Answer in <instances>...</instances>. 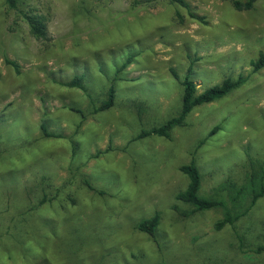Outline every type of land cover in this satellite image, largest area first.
I'll use <instances>...</instances> for the list:
<instances>
[{
    "label": "rangeland",
    "instance_id": "1",
    "mask_svg": "<svg viewBox=\"0 0 264 264\" xmlns=\"http://www.w3.org/2000/svg\"><path fill=\"white\" fill-rule=\"evenodd\" d=\"M188 4L0 0V264H264V197L220 230L222 209L193 213L176 198L189 182L180 168L195 163L201 196L234 214L251 205L264 167V69L251 65L264 0ZM78 76L86 91L68 86ZM240 77L170 137H140L180 114L186 78L201 94ZM113 86L114 106L98 111ZM230 184L244 190L236 205L221 191ZM156 213V235L140 232Z\"/></svg>",
    "mask_w": 264,
    "mask_h": 264
},
{
    "label": "trees",
    "instance_id": "2",
    "mask_svg": "<svg viewBox=\"0 0 264 264\" xmlns=\"http://www.w3.org/2000/svg\"><path fill=\"white\" fill-rule=\"evenodd\" d=\"M20 0H5L6 5L11 10H17ZM171 3L178 4L182 7L188 8V0H169ZM234 7L239 11H249L255 7V4L258 0H230ZM190 17L197 20H202L203 18L197 17L195 14H190ZM25 19L30 27L31 34L37 39L47 38V32L42 25V19L38 16H30L28 14L25 15ZM182 21L183 18H181ZM132 58H128L123 65L117 70L118 74L124 71L130 64H132ZM8 64L15 67L18 71V66L10 61H7ZM254 72H260L264 69V50L260 53V56L257 60L251 62ZM178 78V76L175 74ZM246 83V79L240 77L236 80L227 79L223 81L221 84L211 87L205 90L203 93L198 94L196 84L186 78L182 81V86L184 88L183 92V102L182 109L180 114L177 117H174L164 124L154 127L148 131H143L140 135L143 137H170L172 131L181 127L185 124L187 117L190 113L199 106L205 104L214 103L228 95H230L233 91L239 89ZM70 87L78 88L83 91H86V86L84 84V77L78 76L72 82L68 84ZM116 97V90L113 87L109 89L107 99L101 104L98 111H105L114 106ZM42 130L46 137L55 136L47 131L45 126H42ZM260 172L257 174H253L255 179H258L257 182H254V187L252 189V201L251 205L248 209L241 213L234 214L232 208L228 207L227 201L218 197H203L201 196V187H202V176L199 168L195 163H191L188 165H183L180 168V171L187 177L188 185L185 190L181 191L177 195V200L188 204L194 208L193 213L209 211V210H217L222 209L224 218L217 223V229H222L227 225H234L241 217L248 214L251 208L257 203L259 199L264 197V167H260ZM261 173V174H260ZM230 187H222L221 191L228 192V196L231 197L233 205H236L241 199V195L244 192L243 189H238L235 184H230ZM160 224V214L156 213L153 217L149 219L143 220L138 225V230L150 236L156 235V230ZM260 250H264V248H260Z\"/></svg>",
    "mask_w": 264,
    "mask_h": 264
}]
</instances>
